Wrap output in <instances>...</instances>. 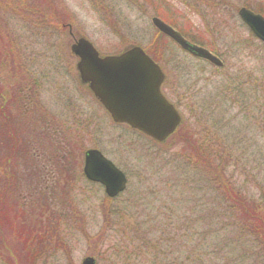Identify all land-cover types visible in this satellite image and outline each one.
<instances>
[{"label": "rangeland", "instance_id": "rangeland-1", "mask_svg": "<svg viewBox=\"0 0 264 264\" xmlns=\"http://www.w3.org/2000/svg\"><path fill=\"white\" fill-rule=\"evenodd\" d=\"M11 4H19V7ZM32 4L34 10L25 7ZM242 6L264 14V0H0V66L3 67L0 77L8 81L2 83L1 92L6 90L8 96H12L27 74L20 72L17 65L27 64L30 77L38 84L40 102L46 109L62 121L68 117L83 126L80 138L84 150L98 149L126 174L127 186L122 199L135 197L139 204L151 206L157 191L159 197L164 198L166 193L160 194L161 189L171 192L175 200L180 198L175 192L176 185L185 193L193 192L194 186L202 191L205 182L198 179L199 169L194 171L192 165L182 162L184 151L180 136L190 131L196 136L199 129L213 126L210 131L220 129V137L226 140L221 145L231 146L229 174L232 179L259 200L260 188L251 182L264 183V138L250 119H243L241 112L224 103L221 105L216 98L219 84L230 78L235 68L264 65V44L238 17L237 11ZM41 7L48 16L45 20L38 14ZM153 16L173 22L177 30L201 41L223 60V66L215 67L182 50L155 30L151 23ZM73 36L86 37L101 54H114L131 44L151 49L152 56L158 57L166 72L164 93L182 115L179 131L158 146L112 123L86 89L76 82L75 60L68 52ZM8 45L15 47L13 52L8 51ZM77 159L80 165L82 155ZM80 168L71 164L69 177L62 173L63 178L58 181L60 187H68L65 190L68 196L60 200L65 218L60 230L53 232V237L56 235L59 241H51L47 257L39 264H81L86 257L94 258L97 248L107 247L109 232L104 230L103 214L112 203L104 200L102 186L84 179ZM201 196L202 193H198L196 197ZM140 206L139 209L145 207ZM190 206H195V202L187 208L180 207V213L187 215L184 213ZM54 209L60 212L57 205ZM8 210L2 216L3 235L8 241L9 237L13 238L12 234L25 240L16 238L8 247L17 249L19 264H30L27 249L32 239L26 240L25 226L28 224L26 228H30L28 221H31L36 231L45 226L51 228L57 222L52 213L56 210L45 209L44 205L27 213L26 220L19 218L21 214L16 213L12 202ZM148 212L154 215L164 211ZM194 215L200 216V213L195 210ZM168 222L179 227L174 219Z\"/></svg>", "mask_w": 264, "mask_h": 264}, {"label": "trees", "instance_id": "trees-1", "mask_svg": "<svg viewBox=\"0 0 264 264\" xmlns=\"http://www.w3.org/2000/svg\"><path fill=\"white\" fill-rule=\"evenodd\" d=\"M25 7L34 10L33 4ZM38 12L41 19L48 18L42 7ZM14 49L8 45L9 52ZM154 59L159 61L156 56ZM17 68L27 74L12 96L6 90L1 92L2 83L8 81L0 77V264H19L17 249L8 246L16 238L25 241L18 234H12L9 241L3 235L2 216L11 202L21 214L19 218L25 220L35 208L45 205L51 211L56 210L54 205L59 207L60 212H52L57 222L51 228L36 231L31 221L30 228L25 226L26 240L32 239L29 250L26 248L30 264H39L47 257L53 240L60 239L53 234L65 218L60 200L68 196V187H60L58 181L62 173H71V164L82 166L77 157L84 151L80 138L84 130L74 119L66 117L62 121L48 111L40 102L38 84L30 77L27 64L21 62ZM216 98L221 105L241 112L243 119H250L264 138V65L235 68V73L219 84ZM210 129H199L196 136L191 131L180 136L182 162L192 165L194 171L199 169L198 179L205 182L202 191L194 186L193 192L185 193L176 185L180 198L175 200L171 192L161 189L160 194L166 193L164 198L157 191L151 206L139 204L135 197L122 199L124 195L120 194L113 199L104 194V200L112 203L103 214V227L109 232L108 249H96L95 264H264V183L251 182L260 188L259 200L242 190L230 175L231 146L221 145L226 140L220 137V129L215 130L218 133ZM186 175L187 170L183 171L184 179ZM198 193L202 196L196 197ZM193 202L195 206L184 213L187 215L180 213V207L187 208ZM140 205L145 207L139 209ZM153 209L164 212L150 215L148 211ZM195 210L200 216H193ZM169 219L179 227L169 224Z\"/></svg>", "mask_w": 264, "mask_h": 264}, {"label": "water", "instance_id": "water-1", "mask_svg": "<svg viewBox=\"0 0 264 264\" xmlns=\"http://www.w3.org/2000/svg\"><path fill=\"white\" fill-rule=\"evenodd\" d=\"M238 16L264 42V17L245 7L238 10ZM151 21L182 49L221 65L207 49L189 43L159 18L153 17ZM68 51L76 58L75 75L79 84L103 106L114 122L126 124L157 142L165 141L178 126V112L160 92L165 74L140 46L128 45L118 55L99 57L86 37L73 36ZM83 172L88 180L100 183L108 197L124 189V174L98 150L85 152ZM82 264H94V259L86 257Z\"/></svg>", "mask_w": 264, "mask_h": 264}, {"label": "flooded vegetation", "instance_id": "flooded-vegetation-1", "mask_svg": "<svg viewBox=\"0 0 264 264\" xmlns=\"http://www.w3.org/2000/svg\"><path fill=\"white\" fill-rule=\"evenodd\" d=\"M149 49V48H148ZM145 50V52L155 61V62H157L158 63V65H159V67L161 68V70L162 71H164V68H163V66L161 65V64H159L160 62L159 61H156L155 59H154V57L152 56L153 55V51L151 50V49H149V51L147 50V49H144ZM114 54H116V53H114ZM75 59V58H74ZM75 61H76V59H75ZM102 108V107H101ZM103 109V108H102Z\"/></svg>", "mask_w": 264, "mask_h": 264}]
</instances>
